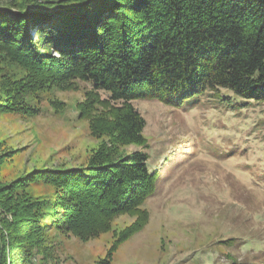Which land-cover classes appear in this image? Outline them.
<instances>
[{
    "label": "trees",
    "instance_id": "trees-1",
    "mask_svg": "<svg viewBox=\"0 0 264 264\" xmlns=\"http://www.w3.org/2000/svg\"><path fill=\"white\" fill-rule=\"evenodd\" d=\"M0 51L43 77L50 85L43 88L90 87L80 117H88L91 132L105 142L88 167L45 171L19 183L41 178L59 186L58 222L83 225L98 213L91 236L131 215L136 220L125 240L150 220L144 205L159 174L149 169L147 122L133 102L180 108L212 95L233 110L234 99L264 104V0H10L0 5ZM99 108L105 112L96 116ZM0 109L10 107L0 103ZM130 146L140 150L115 159ZM17 184L0 185V264H36L31 235L46 228L34 217L36 229H26L8 205Z\"/></svg>",
    "mask_w": 264,
    "mask_h": 264
},
{
    "label": "rangeland",
    "instance_id": "rangeland-1",
    "mask_svg": "<svg viewBox=\"0 0 264 264\" xmlns=\"http://www.w3.org/2000/svg\"><path fill=\"white\" fill-rule=\"evenodd\" d=\"M18 60L0 51V103L10 107L0 109V185L18 183L8 205L26 229H36L34 217L46 228L31 235L36 264H264V104L234 99L233 110L212 95L180 108L133 102L147 122L149 169L159 174L157 191L144 205L150 220L125 240L136 220L131 215L91 236L98 213L84 226L58 222L55 203L63 190L49 180L31 181L45 171L87 168L104 144L90 119L80 117L90 87L49 88ZM135 150L121 148L115 159Z\"/></svg>",
    "mask_w": 264,
    "mask_h": 264
}]
</instances>
